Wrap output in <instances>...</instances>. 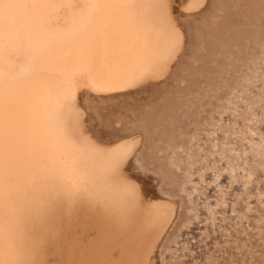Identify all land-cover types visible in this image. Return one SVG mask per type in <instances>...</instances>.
Segmentation results:
<instances>
[{"label": "bare ground", "instance_id": "6f19581e", "mask_svg": "<svg viewBox=\"0 0 264 264\" xmlns=\"http://www.w3.org/2000/svg\"><path fill=\"white\" fill-rule=\"evenodd\" d=\"M263 1L0 0V264H264L255 207L240 217L248 196L218 176L228 166L211 155L188 166L159 137L170 107L192 108L168 118L181 146L202 117L220 123L232 109L214 99L255 77L240 69L264 49ZM255 102L256 126L221 118L230 151L264 133ZM252 149L248 162L263 163ZM194 186L211 198L190 206ZM226 199L241 212L221 214ZM189 210L207 226L186 237Z\"/></svg>", "mask_w": 264, "mask_h": 264}, {"label": "rangeland", "instance_id": "374dc122", "mask_svg": "<svg viewBox=\"0 0 264 264\" xmlns=\"http://www.w3.org/2000/svg\"><path fill=\"white\" fill-rule=\"evenodd\" d=\"M264 2V1H263ZM262 35H264V32H263V34ZM259 42H260V40H259ZM260 48L262 49V48H264V37H263V40H261V44H260ZM234 50H235V48H234ZM262 51V53L260 54V51H259V55H257V54H255V53H253V55H252V57L251 58H254V55H255V57L257 58H255V59H252L251 60V63H252V67H250L249 66V63L247 64H245V62H242L241 63V65L243 66V68H242V66H241V69H240V71L241 72H247L248 74L250 73L251 74V72H254V74H256L255 75V77H253L252 78V80H253V83H254V85L256 86V88H258L259 87V85L258 84H256V81H258V80H260L261 79V76H260V72H261V67H257V66H261V65H263L264 66V49H262L261 50ZM263 55V56H262ZM255 62H254V61ZM258 61V62H257ZM250 62V61H249ZM263 62V63H262ZM258 63V64H257ZM260 63V64H259ZM256 67H255V66ZM248 66V67H247ZM245 68H246V70H245ZM251 68V69H250ZM255 68H257V71L255 70ZM259 68V69H258ZM249 69V70H248ZM251 71V72H250ZM260 76V79H259V76ZM258 77V79H257V77ZM202 78V77H201ZM202 80H203V78H202ZM234 81V79H232L231 81H230V83L231 82H233ZM232 84H234V86L232 85L231 87L232 88H235V85H236V87H244L242 90H244V91H248V90H250L251 88H252V85H248V86H245V85H243V84H241V85H239V83L238 84H236V82H233ZM247 87H250V88H247ZM248 89V90H247ZM216 92H218V91H216ZM231 94V95H230ZM234 95V96H233ZM220 96H221V92H218V98L216 97L215 99H214V102H215V104H217V106H218V104H229L228 103V101L229 100H234V97H235V92L232 90V93H228V95H227V97H224V101H223V99H220ZM226 98V99H225ZM227 98H229V100L227 99ZM231 98V99H230ZM258 99V98H257ZM257 99L255 100V101H257ZM255 101H253L254 103H256ZM186 105V104H185ZM182 105V106H180V111L179 110H176V107H170L169 109H168V111L166 112V113H164V117L165 116H168V118L171 116L172 117V120H173V118H176L177 116H178V114H185V115H188V113L191 111V109L192 108H189V105L190 104H188V105ZM191 106V105H190ZM216 106V107H217ZM230 106H232L231 104H230ZM185 107V108H184ZM188 107V108H187ZM182 108V109H181ZM228 111H229V113H227V114H229L230 115V113H232V109H227ZM178 111V112H177ZM189 111V112H188ZM211 111V110H210ZM227 111V112H228ZM219 116V115H218ZM167 117H165V119H167V121L164 119V121L167 123V124H162V123H160L161 124V126L163 125V127L164 128H166L165 130H164V132L162 133V136H159L160 138L162 137V140H164V147H166V148H163L162 150V153L163 154H169L170 153V155L172 154V157H175L176 155H178V156H184V157H186L185 159H189V160H187V161H189L188 163H187V165L188 166H190V164L192 163V161L190 160L191 158V156H189L188 155V151H187V149H188V147H189V145H200L201 144V140H199V139H203V140H205V137H203L202 138V133H201V131L202 132H205V131H203L204 129H206V130H208L209 128H210V123H206V125L207 126H209L208 128H207V126L206 125H201L200 124V122L201 121H203V123H205L204 122V120L206 121V122H208V119H209V116H206V117H202L200 120H199V122L198 123H196V124H198V126L195 124V128L194 127H192V129L194 128V130H191L192 132L190 133L192 136H190L191 138H189L188 140H186L185 142H187L186 143V145H182L181 146V144L180 145H178L180 142H174L173 140L171 141V135H169V134H167V133H169V132H171V130H169L168 129V127H167V125H171V124H169L168 123V121L170 122V120L168 119ZM212 118V117H211ZM171 119V118H170ZM253 124H254V122H252ZM255 125V124H254ZM253 125V126H254ZM202 126V127H201ZM256 126V125H255ZM202 128V129H201ZM249 128V127H248ZM256 131H257V129L255 128V127H253ZM162 129V128H161ZM196 129V130H195ZM250 130H252V129H250ZM169 131V132H168ZM167 132V133H166ZM193 133V134H192ZM197 133V134H196ZM252 133H255L254 132V130H252V132L250 133V141L251 142H248V143H246L247 144V146H250L249 147V149H247L246 148V146H244V148H235L234 147V152L235 151H237V153H239L240 155H238V156H236V159H237V161L239 162V164H240V166H241V164H242V167H240L239 169H237L236 168V170H235V166H232L231 168H229L228 167V172H227V174L228 175H225L224 173H223V170H222V174H220V175H218L220 178H226L225 176H227V180H228V182H229V185L231 186V185H233V186H229L228 187V189H230V191H232V189H233V191L235 192H233L232 191V193L233 194H236L238 197L239 196H241V195H243V196H248L247 197V199H248V202H247V200H246V202H245V204L247 205V208H245V211H244V213H241V214H238V213H240L241 212V210H240V208H238V207H234L233 205L234 204H232V203H230V200H227L226 199V201L224 200V202H222V203H220L221 205H227L228 207H219L218 208V210L219 211H222V213L221 214H225L226 215V217L228 218V215H229V217L230 216H232V215H235L236 216V214H238V215H240V217H243L242 216V214H244V217H248L249 215V212L251 211V209H250V207H252V206H254L255 208H254V211H255V219L257 220V218H260V221H258V223H261V227L260 228H264V190L262 189V191L261 190H258L259 189V186L258 185H260V186H264V167H262V165H263V163H264V161H263V163L262 162H259V163H256V159L255 160H252V162L255 164V166H253L252 164H251V161L250 162H248V160L250 159V157L249 156H245L246 157V159H243V153L244 152H249L250 151V149H252L253 148V145L255 144V143H253L254 141H258L256 144L258 145V143L260 142V140H257L258 138H260V134H256L255 136H256V139H255V136H253L252 135ZM171 134V133H170ZM167 135V136H166ZM194 135L196 136V137H194ZM199 135H201V137L199 136ZM259 135V137H257ZM170 136V137H169ZM164 137V138H163ZM199 137V138H198ZM193 138V139H192ZM252 138H254V140L252 139ZM167 141H166V140ZM194 140H197V143H196V141H194ZM171 141V142H170ZM192 141V142H191ZM194 141V142H193ZM243 141V140H242ZM167 142V143H166ZM190 142V143H189ZM239 142H241V141H239ZM238 142V143H239ZM168 143H170V145L168 144ZM189 143V144H188ZM237 143V144H238ZM242 143V142H241ZM249 143H251L250 145H248ZM253 143V144H252ZM168 144V145H167ZM172 144V145H171ZM166 145V146H165ZM174 145V146H173ZM230 145L231 146H234V144L233 143H230ZM242 145H244V144H242ZM176 146H177V148H176ZM201 146H207V142L205 143V145L203 144V145H201ZM175 147V148H174ZM186 147H187V149H186ZM208 147V146H207ZM170 148V149H169ZM181 148V149H180ZM205 148V147H204ZM166 149V150H165ZM179 149H180V151H179ZM246 149V150H245ZM164 150H165V152H164ZM172 150V151H171ZM183 150V151H182ZM205 150H206V148H205ZM232 150V151H233ZM167 151H170V152H167ZM174 151V153H172ZM186 151H187V153H186ZM239 151V152H238ZM205 152H207V150L205 151ZM176 153V154H175ZM184 153V154H183ZM186 155V156H185ZM197 156H199L198 154H197ZM259 156V155H258ZM183 157V158H184ZM216 157V156H215ZM244 157V158H245ZM248 157V158H247ZM217 158V157H216ZM239 158V159H238ZM252 158H254V157H252ZM260 158V157H259ZM214 161H215V159H213ZM239 160H241V161H239ZM245 160V161H244ZM247 161V162H246ZM262 161V160H261ZM191 162V163H190ZM195 168L197 167V165H198V159H196L195 160ZM244 163H246V164H244ZM261 163H262V165H261ZM250 164V165H249ZM259 164H260V167H259ZM245 165H246V167H245ZM258 165V166H257ZM253 166V167H252ZM258 168V169H255V168ZM234 168V169H233ZM206 169H208V168H206ZM234 171H233V170ZM241 169V170H240ZM247 169H250V170H247ZM254 169L256 170V171H254ZM194 170V169H193ZM254 172H253V171ZM191 171H192V169L191 170H189L188 171V173H191ZM230 171V172H229ZM234 172V173H232V172ZM241 171V172H240ZM249 171V172H248ZM262 171V176L261 177H258V173H260ZM251 172H253V173H251ZM203 173V175L201 176L200 175V178H199V180H204V178H206V174H204V171L202 172ZM237 175H236V174ZM252 175H251V174ZM256 175H255V174ZM230 175H232L233 176V178H232V176H230ZM214 177V178H216V180H217V185L219 184V177ZM229 176V177H228ZM238 176V177H237ZM255 176H257L256 178H255ZM240 177V178H239ZM235 178V179H234ZM236 178H237V180H236ZM256 180H255V179ZM260 179V182L259 183H257V179ZM240 179V180H239ZM254 179V180H253ZM220 180H222V179H220ZM252 180V181H251ZM235 181V182H234ZM237 181V182H236ZM249 181H251V182H249ZM249 183H252V184H249ZM256 183V184H255ZM241 184V185H240ZM254 184V185H253ZM238 185V186H237ZM252 185H253V187H252ZM236 186V187H235ZM256 186V187H255ZM258 186V187H257ZM232 187H234V188H232ZM252 187V188H251ZM193 188H195V189H193ZM192 189H187L186 191H185V194H184V197H186V200H188V203H189V205L190 206H193V204L195 205V204H198V201H200V199L199 200H197L199 197H201V196H203V195H205L206 196V193H207V196H209L208 195V193L210 192L209 190H210V188L208 187V188H205V187H203V191H202V189L200 188H198L197 187V189H196V186H194ZM240 188H242V190L240 189ZM207 189H208V192H207ZM237 189V190H236ZM251 189V190H250ZM254 189H256V190H254ZM189 190V191H188ZM195 190V191H194ZM192 191V192H191ZM261 191V192H260ZM195 192H197V195H196V193ZM200 192V193H199ZM202 192V193H201ZM219 192V193H218ZM263 192V194H261ZM193 193H195V196H194V194ZM218 193V194H217ZM217 195H221V198H226V196H224L223 197V195H224V191L222 190V189H217ZM223 195H222V194ZM192 194V195H191ZM215 194V192L214 193H212V195H214ZM201 195V196H200ZM261 195H263V197L261 196ZM188 196V197H187ZM190 196V197H189ZM191 196H193V197H191ZM196 196H197V198H196ZM261 196V197H260ZM183 197V196H182ZM210 197V196H209ZM195 198V199H194ZM211 198V197H210ZM258 198V199H257ZM195 201V203H194V201ZM253 200V201H252ZM193 201V202H192ZM197 201V202H196ZM261 201V202H260ZM226 202V203H225ZM260 202V203H259ZM259 203V204H258ZM192 204V205H191ZM200 204H202V203H200ZM263 204V205H262ZM257 205V206H256ZM230 206H231V208H230ZM232 207L233 208H235V209H233L232 210ZM229 208H230V210H229ZM223 209V210H222ZM228 210V212H227V210ZM226 210V211H225ZM236 210H239V211H236ZM191 210H189V212H190ZM225 211V212H224ZM231 211V212H230ZM235 211H236V213H235ZM262 211H263V213H262ZM188 212V213H189ZM257 212V213H256ZM232 213V214H231ZM247 214V215H246ZM258 217H257V216ZM189 216H191L190 217V219H189ZM194 216V218L197 220H195V222L194 223H198L199 225H201V228H198V224H197V229H195V226H196V224H194L193 223V220H192V217ZM208 216H210V215H208ZM260 216V217H259ZM206 219V218H205ZM186 221V223H184V225H185V229L184 230H186V231H184V234L186 235V237H191L193 234H195V233H200L199 231H200V229L202 230V228L203 227H205V226H207V223H205L204 221L201 223V221H200V219H199V216L197 215V217L195 216V215H192V213L190 212V214H187V216H186V219H185ZM190 220H191V222H190ZM207 220V219H206ZM208 221V220H207ZM189 223V224H188ZM193 225V226H192ZM204 225V226H203ZM187 226H188V228H187ZM188 230V231H187ZM185 232H187V233H185ZM190 232V233H189ZM263 233H264V229H263ZM187 243V242H186ZM177 245V244H176ZM179 246V245H178ZM256 250V249H255ZM253 250V252L252 253H250L249 254V256H248V254H247V256H246V259H248V257H249V259L250 260H248V262H250L251 260H253L252 259V257L253 256H256V255H258V256H260V251H258V250ZM255 252H257V254L255 253ZM252 256V257H251ZM246 259H244V261H247ZM247 262V263H248Z\"/></svg>", "mask_w": 264, "mask_h": 264}, {"label": "snow or ice", "instance_id": "6c2138e0", "mask_svg": "<svg viewBox=\"0 0 264 264\" xmlns=\"http://www.w3.org/2000/svg\"><path fill=\"white\" fill-rule=\"evenodd\" d=\"M261 79L256 81V84L259 85L258 89L253 83V80L249 79L247 76H242L243 85H252V88L248 91L242 90V87H236L233 89L235 92V99L229 100L228 103L232 105V115L236 117V120H228L229 127H236L237 121H243L244 123L240 125V127H245L247 123H251L253 119H255V114L253 109L256 105L253 103L255 99H259L261 101L260 109L261 113L259 119L264 120V69L260 72ZM222 117H227V111L224 108L220 109V115L217 116V120H220V123H216L215 121L209 122L210 128L204 132L205 140L201 141L200 145H190L188 147V152L191 156L192 163L190 166H195V160L200 159L202 163L205 162L207 155H211L213 157L219 156L220 163L226 164L229 168L235 166L237 169L240 168V164L236 159V156L240 155L234 151L229 150V141L234 139L233 135L227 130V128L222 127L223 119ZM212 129H220L221 131L218 133L216 131H212ZM253 136L256 133H252ZM219 137V138H217ZM216 138V139H214ZM207 142V146L212 150L210 153H205V148L201 145ZM200 154L199 157L196 154ZM252 155H259L261 160H264V133L260 134V143L254 144L251 152ZM244 156L250 155L249 152H244ZM183 163V161H181ZM176 167V165H173ZM205 167L207 168V164L205 163ZM264 167V165H262ZM179 171V168H177ZM199 175H203V173H199ZM201 207H205L206 211L211 214L213 209L211 207H206L205 205H201ZM217 207H227V205L217 204Z\"/></svg>", "mask_w": 264, "mask_h": 264}]
</instances>
